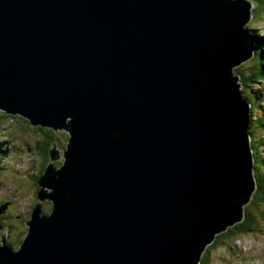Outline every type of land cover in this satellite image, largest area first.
Here are the masks:
<instances>
[{
    "label": "water",
    "instance_id": "95a60500",
    "mask_svg": "<svg viewBox=\"0 0 264 264\" xmlns=\"http://www.w3.org/2000/svg\"><path fill=\"white\" fill-rule=\"evenodd\" d=\"M253 2L0 0V112L69 135L0 264H201L244 220Z\"/></svg>",
    "mask_w": 264,
    "mask_h": 264
},
{
    "label": "rangeland",
    "instance_id": "374dc122",
    "mask_svg": "<svg viewBox=\"0 0 264 264\" xmlns=\"http://www.w3.org/2000/svg\"><path fill=\"white\" fill-rule=\"evenodd\" d=\"M253 4L252 16L245 28L250 33L263 35L264 8L255 11L257 4L256 2H253ZM238 68L237 66L234 69L235 75H238L236 71ZM27 124L21 116L4 119L0 123V144H6L3 146V150L5 153L10 154L7 158H3V150L0 149V157L3 158V161L1 160L0 162V181L4 182L3 186L0 187V204L5 201L12 202L14 201V196H18L16 203L8 208L13 212L17 210L20 212L26 211V204L32 198L26 197L28 195V186L32 183L30 176L37 169V167L34 168L33 166V160L36 159V156L33 151L28 150L26 142L29 140L34 143L35 139L42 137V135L27 129ZM57 135L59 140L56 141L59 143V149L64 152L69 135L64 131L57 132ZM64 146L65 148H63ZM12 155L13 157H11ZM62 162V160L58 161L55 165L59 168ZM24 193L26 194L23 195ZM50 193L51 189H48L47 194ZM254 210L260 221L259 227L251 233L239 236L238 239L233 241L226 240L214 249L211 248V253L207 260L208 264H264V210L262 206H256Z\"/></svg>",
    "mask_w": 264,
    "mask_h": 264
},
{
    "label": "trees",
    "instance_id": "16d2710c",
    "mask_svg": "<svg viewBox=\"0 0 264 264\" xmlns=\"http://www.w3.org/2000/svg\"><path fill=\"white\" fill-rule=\"evenodd\" d=\"M252 1L256 2L257 4L255 11L264 8V0ZM250 29L252 28L250 27ZM250 34L255 40L254 56L242 66H240L236 71L240 76V82L243 85L244 96L251 103L252 120L249 132L252 137V145L255 157V177L257 181V189L254 193L251 203L245 206L244 220L241 223L229 228L227 232L217 236L215 242L209 246L204 253L201 264H208L207 260L211 253V248L214 249L216 246L222 244L226 240L233 241L238 239L241 235H245L256 230L259 227L260 221L257 218L254 209L256 206H262L264 210V34ZM14 117L16 118V116ZM56 140H58V138L54 136L52 140L43 144L45 145L44 151L46 154L48 153V149L51 147L52 142ZM0 149L3 150L2 144H0ZM39 153L41 152L39 151ZM48 159L49 158L47 157V160Z\"/></svg>",
    "mask_w": 264,
    "mask_h": 264
},
{
    "label": "flooded vegetation",
    "instance_id": "af4514ba",
    "mask_svg": "<svg viewBox=\"0 0 264 264\" xmlns=\"http://www.w3.org/2000/svg\"><path fill=\"white\" fill-rule=\"evenodd\" d=\"M14 116L7 115L3 112L0 113V123L4 119L13 118ZM24 122L27 124V129L32 130L34 133L42 135V137H37L34 143H31L29 140L26 142V146L28 147L29 151H33L36 159L33 160V166L35 171L30 176L32 183L28 186V192L26 197H32L28 200L25 212H20L17 210L16 212L9 210L8 208L15 204L16 200H18V196H14V201H5L0 204V247L2 245H7L12 248L14 251H18L21 249L22 244L25 241V238L29 231V222L32 220V212L36 208L37 204L39 203V179L45 172L46 165L50 162V150L51 147L48 149V153L46 154L45 142L50 141L54 138V136H58L52 129L43 128V127H35L32 126L28 120L24 119ZM1 126V125H0ZM58 138V137H57ZM59 140V139H58ZM29 144V145H27ZM66 146V145H65ZM65 146L63 148H65ZM61 147V145H60ZM39 151L41 153H39ZM23 152V151H22ZM3 158H7L10 154L3 152ZM13 157V155L11 156ZM47 157L49 158L47 160ZM0 157V162L3 159ZM3 161V160H2ZM4 182L0 181V187L3 186ZM24 193L23 195H25ZM18 195V194H17ZM21 195V196H23ZM25 197V196H24ZM29 204V205H28ZM42 211L44 215H49L53 209V203L51 201H44L41 205ZM16 213V214H15Z\"/></svg>",
    "mask_w": 264,
    "mask_h": 264
},
{
    "label": "bare ground",
    "instance_id": "6f19581e",
    "mask_svg": "<svg viewBox=\"0 0 264 264\" xmlns=\"http://www.w3.org/2000/svg\"><path fill=\"white\" fill-rule=\"evenodd\" d=\"M0 113H1V112H0ZM4 145H6V144H3L2 146H4ZM4 152H5V151H4ZM39 187H40V186H39ZM45 200L50 201L49 199H45ZM45 200H44V201H45ZM44 201H43V202H44ZM43 202L40 201L41 205H42ZM41 213H42L43 216H49V215L51 214V213H50L49 215H44V214H43V211H42V207H41Z\"/></svg>",
    "mask_w": 264,
    "mask_h": 264
}]
</instances>
